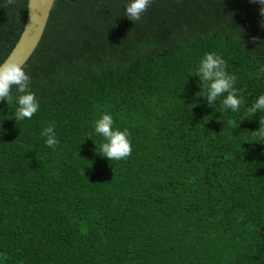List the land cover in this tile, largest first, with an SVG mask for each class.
Wrapping results in <instances>:
<instances>
[{
    "label": "trees",
    "instance_id": "1",
    "mask_svg": "<svg viewBox=\"0 0 264 264\" xmlns=\"http://www.w3.org/2000/svg\"><path fill=\"white\" fill-rule=\"evenodd\" d=\"M126 3L55 0L23 66L38 111L14 120L15 87L0 100V264H264L258 6L152 0L132 22ZM26 10L0 0V63ZM209 52L236 76L238 112L195 96ZM104 113L129 132L124 159L99 154Z\"/></svg>",
    "mask_w": 264,
    "mask_h": 264
},
{
    "label": "clouds",
    "instance_id": "2",
    "mask_svg": "<svg viewBox=\"0 0 264 264\" xmlns=\"http://www.w3.org/2000/svg\"><path fill=\"white\" fill-rule=\"evenodd\" d=\"M250 4L257 5L260 17L264 18V0H248ZM12 5L15 0H5ZM152 3V0H127L124 8V16L130 21H137L141 14ZM256 38L254 37L253 40ZM258 74H264V65L258 67ZM199 81L200 90L195 96L206 101L208 107L220 99L224 110L238 112L243 103L238 89L235 87L236 76L226 71L224 59L215 52L205 53L199 61L195 75ZM15 87L16 111L15 121L30 120L38 111L40 105L35 94L30 90V77L26 74L24 67L18 62L7 61L0 63V100H6L12 95ZM250 115L264 111V93L259 94L257 99L247 107ZM110 113H104L94 122L93 132L103 138L100 145V155L108 160H121L131 154V142L127 129H116ZM264 121L259 120V129L256 131L264 137ZM40 135L45 137L44 143L49 148H55L59 143L54 124L43 128Z\"/></svg>",
    "mask_w": 264,
    "mask_h": 264
},
{
    "label": "water",
    "instance_id": "3",
    "mask_svg": "<svg viewBox=\"0 0 264 264\" xmlns=\"http://www.w3.org/2000/svg\"><path fill=\"white\" fill-rule=\"evenodd\" d=\"M55 0H27L26 17L20 37L4 60L18 62L22 66L37 48Z\"/></svg>",
    "mask_w": 264,
    "mask_h": 264
}]
</instances>
